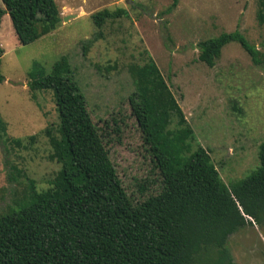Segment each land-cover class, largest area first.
<instances>
[{
    "label": "rangeland",
    "instance_id": "374dc122",
    "mask_svg": "<svg viewBox=\"0 0 264 264\" xmlns=\"http://www.w3.org/2000/svg\"><path fill=\"white\" fill-rule=\"evenodd\" d=\"M259 1L55 0L67 21L28 46L19 44L6 15L0 28L5 50L0 216L18 209L29 195L53 192L60 171L46 133L58 134L54 97L28 87L27 73L34 62L49 73L62 58L68 60L132 202L158 195L163 180L130 101L137 92L129 69L143 65L148 56L194 133L181 158L203 148L226 186L250 176L260 165L259 147L264 143V22ZM119 9L127 15L107 19L101 29L95 25L96 14ZM237 30L259 51L260 66L237 43L223 49L214 68L198 60L200 42ZM228 246L236 264H264V227L247 226L230 237Z\"/></svg>",
    "mask_w": 264,
    "mask_h": 264
},
{
    "label": "trees",
    "instance_id": "16d2710c",
    "mask_svg": "<svg viewBox=\"0 0 264 264\" xmlns=\"http://www.w3.org/2000/svg\"><path fill=\"white\" fill-rule=\"evenodd\" d=\"M259 7L263 23L264 0ZM119 10L92 19L101 29L107 19L127 15ZM6 15L21 46L50 35L64 20L55 0H0V28ZM230 43L261 65L259 51L238 30L200 42L198 60L214 68ZM4 55L0 41V87ZM129 70L141 102L135 95L130 101L155 151L161 192L132 202L68 60L62 58L49 73L34 62L28 87L54 97L58 134L46 133L60 171L53 192L29 195L0 216V264H236L230 237L247 226L264 227V143L258 169L226 186L203 148L181 158L194 133L154 60L148 56ZM1 128L0 120V140Z\"/></svg>",
    "mask_w": 264,
    "mask_h": 264
},
{
    "label": "crops",
    "instance_id": "0c3cea01",
    "mask_svg": "<svg viewBox=\"0 0 264 264\" xmlns=\"http://www.w3.org/2000/svg\"><path fill=\"white\" fill-rule=\"evenodd\" d=\"M5 17V16H4ZM4 17H3V19H4ZM3 22H4V20H2V24H1V26L3 25ZM2 44V43H1ZM3 47V46H2Z\"/></svg>",
    "mask_w": 264,
    "mask_h": 264
},
{
    "label": "water",
    "instance_id": "95a60500",
    "mask_svg": "<svg viewBox=\"0 0 264 264\" xmlns=\"http://www.w3.org/2000/svg\"><path fill=\"white\" fill-rule=\"evenodd\" d=\"M64 21H67V18H64Z\"/></svg>",
    "mask_w": 264,
    "mask_h": 264
}]
</instances>
